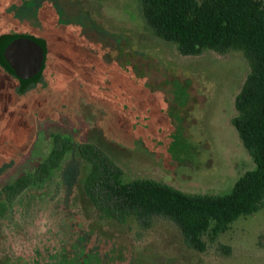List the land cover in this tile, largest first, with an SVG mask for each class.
I'll list each match as a JSON object with an SVG mask.
<instances>
[{
  "label": "rangeland",
  "instance_id": "1",
  "mask_svg": "<svg viewBox=\"0 0 264 264\" xmlns=\"http://www.w3.org/2000/svg\"><path fill=\"white\" fill-rule=\"evenodd\" d=\"M22 38L38 49L28 78L8 61L7 43ZM250 70L239 49L181 54L140 0H0V190L33 173L55 136L72 143L42 182L1 194L0 264H264V203L206 232L200 251L168 218L147 228L103 215L78 150L99 147L125 182L228 193L255 167L232 123Z\"/></svg>",
  "mask_w": 264,
  "mask_h": 264
},
{
  "label": "trees",
  "instance_id": "2",
  "mask_svg": "<svg viewBox=\"0 0 264 264\" xmlns=\"http://www.w3.org/2000/svg\"><path fill=\"white\" fill-rule=\"evenodd\" d=\"M143 17L154 32L175 42L183 55L210 49L244 52L251 70L235 100L232 123L254 160L228 193H188L166 182L123 180V170L99 147L82 143L78 150L92 165L85 190L103 215L125 222L133 216L144 227L165 217L180 228L186 244L205 250L203 235L225 231L242 215L259 211L264 203V0H140ZM10 40L7 46L12 42ZM49 156L33 173L0 190L15 195L42 182L72 148L70 139L55 136Z\"/></svg>",
  "mask_w": 264,
  "mask_h": 264
},
{
  "label": "water",
  "instance_id": "3",
  "mask_svg": "<svg viewBox=\"0 0 264 264\" xmlns=\"http://www.w3.org/2000/svg\"><path fill=\"white\" fill-rule=\"evenodd\" d=\"M7 49L8 61L19 76H25L24 78H28L33 76L36 70L39 69L37 67L36 57L38 49L35 41L28 38L14 40L9 44ZM22 68L31 69L32 72L30 76L26 77V75H23V72L21 71Z\"/></svg>",
  "mask_w": 264,
  "mask_h": 264
}]
</instances>
